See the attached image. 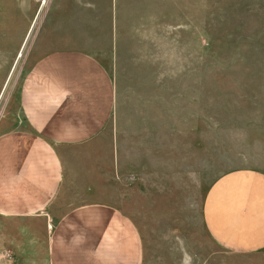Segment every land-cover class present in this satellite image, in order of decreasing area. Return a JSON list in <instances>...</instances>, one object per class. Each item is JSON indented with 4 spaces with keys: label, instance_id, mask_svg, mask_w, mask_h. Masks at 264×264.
<instances>
[{
    "label": "rangeland",
    "instance_id": "1",
    "mask_svg": "<svg viewBox=\"0 0 264 264\" xmlns=\"http://www.w3.org/2000/svg\"><path fill=\"white\" fill-rule=\"evenodd\" d=\"M41 1L0 0V129L15 113L19 86L40 49L49 3ZM167 6L172 13L156 16L163 39L155 61L119 47L105 64L126 127L114 124L93 141L60 149L64 176L55 201L28 220L0 218L7 260L47 264L61 216L101 203L135 225L141 264H264V249L222 248L203 221L207 191L220 176L264 172V0Z\"/></svg>",
    "mask_w": 264,
    "mask_h": 264
},
{
    "label": "crops",
    "instance_id": "2",
    "mask_svg": "<svg viewBox=\"0 0 264 264\" xmlns=\"http://www.w3.org/2000/svg\"><path fill=\"white\" fill-rule=\"evenodd\" d=\"M48 1L36 38L40 49L19 86L15 113L0 129L1 219L28 220L55 201L64 176L60 149L93 141L114 124L126 127L105 64L119 47L138 48L155 61L163 39L156 16L172 13L169 0ZM203 221L222 248L263 250L264 172L240 169L220 176L207 191ZM47 249V264H141L143 258L135 225L101 203L62 215ZM5 253L0 246V264H16Z\"/></svg>",
    "mask_w": 264,
    "mask_h": 264
},
{
    "label": "built area",
    "instance_id": "3",
    "mask_svg": "<svg viewBox=\"0 0 264 264\" xmlns=\"http://www.w3.org/2000/svg\"><path fill=\"white\" fill-rule=\"evenodd\" d=\"M46 3V0L41 1V5H44Z\"/></svg>",
    "mask_w": 264,
    "mask_h": 264
}]
</instances>
